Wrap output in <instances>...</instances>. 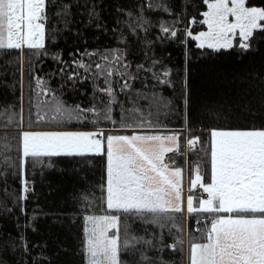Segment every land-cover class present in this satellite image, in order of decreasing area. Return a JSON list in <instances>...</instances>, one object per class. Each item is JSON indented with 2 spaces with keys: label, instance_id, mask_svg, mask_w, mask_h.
Instances as JSON below:
<instances>
[{
  "label": "trees",
  "instance_id": "obj_1",
  "mask_svg": "<svg viewBox=\"0 0 264 264\" xmlns=\"http://www.w3.org/2000/svg\"><path fill=\"white\" fill-rule=\"evenodd\" d=\"M250 4L264 6V0ZM207 9L204 0H46L47 58L39 78L44 88L52 89L110 86L113 96L103 94L104 107L112 100V119L103 120L107 133H183L174 166L186 172L188 182L199 166L204 181L210 182L207 145L185 150L186 129L202 141L211 129H264V31H254L247 49L238 46L239 39L228 49L200 48L188 32L195 36L207 29L201 22ZM164 27L176 36L162 31ZM21 53L0 50V154L16 165L21 156ZM57 56L59 60L53 58ZM109 68L113 75L106 77L104 70ZM165 101L170 102L167 107ZM8 114L13 116L10 122ZM40 159L42 163L30 160L25 165L24 178L31 185L26 200L20 199L19 168L0 164V264H87L84 217L105 214L101 185L106 158ZM84 195L90 204L83 201ZM172 215L183 231L173 228L169 233L143 219H122L132 235L151 239L157 247L161 234L165 245L183 240L176 251L139 246L157 264L161 259L165 264H186L190 243L202 242L208 229L204 224L196 228L198 219L208 220L206 214ZM121 259L138 264L139 252L123 253Z\"/></svg>",
  "mask_w": 264,
  "mask_h": 264
},
{
  "label": "snow or ice",
  "instance_id": "obj_2",
  "mask_svg": "<svg viewBox=\"0 0 264 264\" xmlns=\"http://www.w3.org/2000/svg\"><path fill=\"white\" fill-rule=\"evenodd\" d=\"M204 3L208 11L203 13L201 22L207 25L208 31L195 36L188 32L189 37L200 42L197 45L200 48L228 49L233 47V39L238 36V46L247 49L254 31H264V6L251 5L250 0H204ZM230 16L234 18L231 21ZM46 20V0H0V50H22L24 47L44 50ZM162 31L176 36V32H169L166 27ZM53 58L59 60L58 56ZM103 58L108 59L107 56ZM79 67L87 70L83 63ZM104 71L106 77L113 75L110 68ZM37 84L43 89V81H37ZM123 87H128L127 83ZM101 91L108 97L113 96L110 86ZM168 103L163 102V106L167 107ZM111 104L109 99L103 109L95 106L68 109L57 100L54 109L69 120H87L92 116L95 124L99 120L112 119ZM8 119L10 122L13 116L8 114ZM186 131L187 148L192 150L197 144H206L210 155V182L204 181L197 166L195 178L189 177L186 197L182 196V169H170L165 162L166 153L179 151L183 133L165 136L118 135L103 129L91 132L23 131L19 134V165L3 154H0V164L19 168L22 178L20 199L26 200L31 185L24 178V168L30 160L42 163L40 158L43 157L88 155L106 158V178L101 185V191L105 193L101 197L102 205H106L102 207L105 214L84 217L86 240L83 251L87 264H125L121 256L128 252H139L138 264H157L139 246L158 252L164 248L176 251L183 240L165 245L161 234L157 247L151 239L132 235L128 225L122 224V219L136 217L161 229L168 228L171 233L173 228L183 231L175 223L176 217L172 213L183 216L185 212L188 215L217 214L208 220L210 227L202 233V242L190 243L189 264H264V129H211L207 141L192 135L190 127ZM196 188L202 189L206 197L193 194L192 190ZM82 199L91 203L87 195ZM159 264L165 262L161 259Z\"/></svg>",
  "mask_w": 264,
  "mask_h": 264
},
{
  "label": "rangeland",
  "instance_id": "obj_3",
  "mask_svg": "<svg viewBox=\"0 0 264 264\" xmlns=\"http://www.w3.org/2000/svg\"><path fill=\"white\" fill-rule=\"evenodd\" d=\"M209 2H212V0ZM206 11H208V9ZM233 19H234L233 17H231V16L229 17L230 21ZM207 31H208V28L203 32H207ZM237 39H239L238 36L235 39H233V45ZM198 43H200V42L198 41ZM21 52H22V50H21ZM21 54H22V62H23V53H21ZM30 56L32 58L35 57L37 65L36 66L32 65L31 60H30V63H31L30 65L33 66V69L31 68L30 70L25 72L26 73V78H25L26 87L25 88H41L37 84V81H41L39 78L38 72L36 75L35 73H32V71H35V70L37 71L39 69L42 70V65H41L42 59H41V57L44 59V60H42V62H44L47 57L44 55L43 50H42V54H41V52H35L34 51L33 55H30ZM22 69H23V67H22ZM22 80H23V70H22ZM31 83H33L34 86ZM22 88H23V85H22ZM41 90H44L45 92L41 91L40 94L35 92V94L33 96H31V94L27 93L25 103H23V99H22V128H21V132L24 130L25 131H31V130L36 131V129H38V128L48 127V125H51L52 124L51 122H53V121H55V122L57 120L61 121L62 119L67 120L68 124L66 126L69 125L70 127H78V128L89 127L93 130L103 129V127H104L103 120H99L95 124L92 122V120L94 119V117H92V116H90L89 119H87V120H84V119H80V120L71 119V120H69V119L61 117L54 109V104L57 100L62 102L63 105L68 109H74L77 106H79L80 108H85V109L95 106L97 109H103L104 108V103H103L104 92H102L101 89L91 90V91H82V90H75V89H73V90L65 89V88L52 89V88H44L43 87V89H41ZM23 104H25V113H26L25 124L23 123ZM40 117H43V120H41ZM46 118L49 119L50 122H48V120ZM104 129H105V132L108 131L107 128L104 127ZM151 131H148V133H151ZM136 133L145 134L142 132V130H135L133 134H136ZM186 146L187 145L185 144V150H188V148ZM165 160H167V156H166ZM168 164L174 165L173 163H168ZM87 226L90 227V225H87Z\"/></svg>",
  "mask_w": 264,
  "mask_h": 264
},
{
  "label": "crops",
  "instance_id": "obj_4",
  "mask_svg": "<svg viewBox=\"0 0 264 264\" xmlns=\"http://www.w3.org/2000/svg\"><path fill=\"white\" fill-rule=\"evenodd\" d=\"M41 52L42 54V50H30L28 49L27 47H24L22 49V53H23V62H22V67H23V80H22V85H23V88H22V99H23V103H25V100H26V95L27 93L31 94V96H33L36 93L40 94L41 91L45 92L44 90H41L42 88H25L26 87V73L28 70H30L31 68L33 69V66H36L37 65V62L35 60V57H31L30 55H33V52ZM31 53V54H30ZM42 60H44L42 57H41ZM30 60H31V63L32 65H30ZM41 60V65L43 66L44 65V62H42ZM29 65V66H28ZM40 70V69H39ZM39 70H35V71H32V73H35L37 75V72H39ZM37 77V76H36ZM33 86L34 84L31 83ZM25 116H26V113H25V104H23V123L25 124L26 120H25ZM47 119V118H46ZM48 122H50L49 119H47ZM52 124L51 125H48V127H41V128H38L36 129V131H83V132H91V131H98V130H101V129H96V130H93L89 127H83V128H78V127H70L69 125L66 126L68 123H67V120H57L56 122L53 121L51 122ZM54 123V124H53ZM71 123V122H70ZM25 126V125H24ZM23 126V127H24ZM99 126V125H98ZM103 126V125H102ZM101 126V127H102ZM100 127V128H101ZM103 130L104 127H103ZM25 131V130H24ZM32 131V130H31ZM23 132V131H22ZM137 135H173V134H178V132L176 131H172L171 133L169 134H138L136 133ZM133 135V134H131ZM179 135V134H178ZM185 144H186V140H185ZM198 146V144L196 145V147ZM179 147H180V140H179ZM187 147V146H186ZM195 147V148H196ZM179 151L177 152H172L174 155L177 154ZM168 153L165 154V158L167 156ZM166 162V160H165ZM167 163V162H166ZM169 167L170 169H175V168H180V167H177V166H174V165H170L169 164ZM182 169V168H180ZM181 186H182V196L183 197H186L188 194H189V182L187 181V176H186V172L182 169V180H181ZM193 194H200L202 196H205L206 197V194L203 193L202 189H199V188H196V189H193L192 190ZM185 215L187 217V213L185 212ZM223 215V214H221ZM227 215V214H226ZM216 217V215H211L209 218L210 219H214ZM208 218V220H210ZM199 220V219H198ZM207 225V227H210V225L208 224V221L207 222H204L202 223V225ZM89 227V226H88ZM187 230V228H186ZM186 234H187V231H186ZM186 264H189V261H188V251H187V254H186Z\"/></svg>",
  "mask_w": 264,
  "mask_h": 264
},
{
  "label": "built area",
  "instance_id": "obj_5",
  "mask_svg": "<svg viewBox=\"0 0 264 264\" xmlns=\"http://www.w3.org/2000/svg\"><path fill=\"white\" fill-rule=\"evenodd\" d=\"M173 156H174L173 153H168V154H167V160H166V162H167V163H173V162H174ZM198 221H199V222H197V224H196V228H197V229H200L201 226H202V223L207 222L208 220H206L205 218H200Z\"/></svg>",
  "mask_w": 264,
  "mask_h": 264
}]
</instances>
